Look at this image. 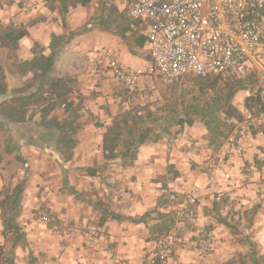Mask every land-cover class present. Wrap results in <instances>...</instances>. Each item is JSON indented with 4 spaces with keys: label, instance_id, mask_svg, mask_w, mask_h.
Listing matches in <instances>:
<instances>
[{
    "label": "crops",
    "instance_id": "obj_1",
    "mask_svg": "<svg viewBox=\"0 0 264 264\" xmlns=\"http://www.w3.org/2000/svg\"><path fill=\"white\" fill-rule=\"evenodd\" d=\"M40 1L37 10L25 11V59L33 57L35 43L47 47L53 34L68 35L89 25L71 39L64 62L65 72L78 81L69 101L78 108L81 128L68 161L62 160L52 142L40 139V128L35 125L40 113L23 123L25 138L13 137L24 163L10 158L12 153L6 152L5 145L0 151V264H144L153 255L151 226L158 220L153 212L148 223L131 219L155 210L163 192L157 181L163 180L169 163L176 166L180 177L168 183V188L193 193L196 198L195 217L183 230L186 238L214 225L212 233L221 243L208 254L193 246L178 247L165 264H223L236 259L247 250L241 239L248 232L264 253V123L237 122L231 136L238 133V137L217 152L206 148V127L196 121L176 137L142 145L132 164H124L120 156L105 158L102 146L108 126L117 118H126L131 109L143 113L145 107L155 109L160 94H165L166 88L160 87L155 98L126 97L112 81L111 57L135 72L144 71L148 64L150 49L143 25L128 16L130 0ZM10 8L17 11L15 4ZM101 18L109 24L99 22ZM10 23L24 25L13 20L6 24ZM258 80L256 76L257 86ZM139 81L148 82L143 76ZM256 90L247 85L234 97L244 115L249 112L245 97ZM52 115L61 119L67 112L61 106ZM12 163L23 169L18 178L10 177L15 172ZM23 179L25 189L16 217L23 232L18 236L5 230L2 200L3 189L11 191ZM214 201L219 204L216 212L211 210ZM254 205L258 211L249 230L244 231L241 224V232L233 234L223 223H215L213 214L235 222ZM39 210L53 214L63 230L52 231L39 218ZM85 224L98 225L109 243L104 244L102 238L90 240L82 230Z\"/></svg>",
    "mask_w": 264,
    "mask_h": 264
},
{
    "label": "trees",
    "instance_id": "obj_2",
    "mask_svg": "<svg viewBox=\"0 0 264 264\" xmlns=\"http://www.w3.org/2000/svg\"><path fill=\"white\" fill-rule=\"evenodd\" d=\"M98 21L105 25L109 24L105 18ZM88 28L89 25H85L68 35L53 34L47 47L37 42L32 47L33 57L21 59L18 50L20 41L26 35L25 28L17 27L12 23L4 24L0 20V45L7 50L8 61L7 69L0 63V127L6 128L7 124H23L40 113V119L35 121L36 127L40 128V139L52 142L63 161L72 158L77 143V133L81 128L78 108L73 107L74 101H69L71 93L77 90L78 81L75 76L65 72L64 62L70 52L67 45L74 36ZM7 70L25 77L24 84L9 90ZM255 84V72L244 77L187 75L168 86V99L157 105L155 109L145 107L144 113L135 108L131 109L126 115L127 119L117 118L108 126L102 146L104 157L112 159L120 156L124 164H132L142 145L153 144L163 138L176 137L186 125L192 126L196 121L202 122L206 127L207 131L204 135L206 148L217 152L229 141L236 123L244 119V114L234 104V97L239 90L247 88V85L256 86L257 90L254 94L246 95L245 106L255 114L264 112V95ZM120 94L129 97L125 93ZM61 106L65 108L67 116L59 119L52 115V112ZM237 137L238 133L235 134V138ZM4 149L8 153H13L18 161L25 162L20 146L13 136L6 137ZM179 177L180 172L176 166L169 163L163 180L157 181L163 192L158 197L155 210L131 219L136 223H148L153 212L158 220L151 226L154 241L168 233L178 219L177 208L186 199H190L186 192L168 188V183ZM24 189L25 179L16 184L11 191L3 189L5 230L13 231L18 236L23 232L16 222V217L20 213ZM189 205L193 215L184 220L185 226H190L195 217V197L189 200ZM211 210L215 212L219 210L218 201H214ZM257 211L258 206L254 205L243 211L235 222L218 214H213V217L215 223H223L233 234H238L241 232L239 225L242 224L244 231L252 227ZM48 225L50 227L49 223ZM213 227L214 225L205 226L198 230L197 237L193 236L191 239L207 237ZM241 242L247 246V250L239 253L236 259L223 264H264V253L261 252L251 232L246 233Z\"/></svg>",
    "mask_w": 264,
    "mask_h": 264
},
{
    "label": "built area",
    "instance_id": "obj_3",
    "mask_svg": "<svg viewBox=\"0 0 264 264\" xmlns=\"http://www.w3.org/2000/svg\"><path fill=\"white\" fill-rule=\"evenodd\" d=\"M17 1L26 10H33L37 3ZM129 4V16L143 25L150 60L144 71L135 72L111 57L109 67L118 92L149 98L156 92L158 82L171 85L187 75L244 77L255 72L264 95V0H130ZM142 76L147 83H140ZM244 121L261 125L264 112L249 111ZM235 139L231 136L226 143ZM187 194L190 199L177 208L176 223L165 236L154 241L153 255L146 264H165L178 247L193 246L208 254L220 245L221 239L212 232L198 239L183 235L184 220L193 215L189 200L194 196ZM38 216L50 224L52 231L63 230L49 211L39 210ZM82 230L92 241L102 238L104 244L109 243L96 224H85Z\"/></svg>",
    "mask_w": 264,
    "mask_h": 264
},
{
    "label": "rangeland",
    "instance_id": "obj_4",
    "mask_svg": "<svg viewBox=\"0 0 264 264\" xmlns=\"http://www.w3.org/2000/svg\"><path fill=\"white\" fill-rule=\"evenodd\" d=\"M40 3H41V1L37 0V3H36L35 8L33 10H26L25 8L20 6V4L18 3L17 0H0V20L4 24H6L12 20L14 22H17L18 24L23 23L24 25H22V27L25 28V11L32 12V11L37 10ZM5 4H8V5H5ZM11 4L12 5L15 4L17 11L11 10V8H10ZM19 50H20V56L18 55L19 58L25 59V38L23 39L22 45L20 44ZM0 63L7 69V64H8L7 50L5 48L4 49L0 48ZM6 79H7L9 90L12 89L13 87L22 86L25 82V77H22V76L17 75V74H13V73L9 72L8 70L6 71ZM184 80L187 81L186 79H184ZM189 83H191V82H189ZM168 86L169 85H165V84L158 82L156 92L153 93L148 99L157 97L158 93H159V88L164 87V88H166L165 94H160L161 98H159L160 99L159 105H161L162 103H164L168 99V94L166 92L168 89ZM137 98H141V97H137ZM142 98H147V97H142ZM0 101H1V98H0ZM31 129L34 131L33 128H31ZM8 135H12L15 139H18V137L25 138V125L17 124V125H12V126L8 125L6 128L0 127V151H2V148L5 145L6 137ZM22 147H23V149H25L24 144L22 145ZM200 147L201 146H199V148ZM11 155L12 156H10V158H12V159H13V157L15 158L13 153ZM11 168L15 171L14 173H16V174L11 173L10 174L11 178L12 177L14 178V176L18 178L19 175H22L23 169H20V167L18 165H16L15 163L11 164ZM183 230L184 229H182V233L185 236L186 233ZM188 244H189V242H188Z\"/></svg>",
    "mask_w": 264,
    "mask_h": 264
}]
</instances>
